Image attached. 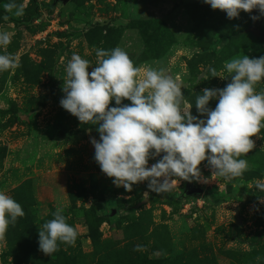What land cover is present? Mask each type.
<instances>
[{
    "label": "rangeland",
    "instance_id": "374dc122",
    "mask_svg": "<svg viewBox=\"0 0 264 264\" xmlns=\"http://www.w3.org/2000/svg\"><path fill=\"white\" fill-rule=\"evenodd\" d=\"M6 2L0 31L10 43L0 54L16 56L19 66L0 72V191L24 216L0 240V264H264V203L257 199L264 193L254 189L264 183V129L239 157L248 163L239 177H220L204 160L199 181L174 177L168 191L156 193L145 180L125 190L93 159L96 125L59 105L71 55L87 59L90 72L97 49L118 46L135 66L164 68L181 84L182 107L204 118L196 96L229 82L224 63L264 55L259 10L228 19L203 0H16L24 4L17 17L4 11ZM209 67L224 79L211 77ZM255 91H264V78ZM188 182L202 194L172 199ZM57 209L77 237L58 242L49 256L38 248V230Z\"/></svg>",
    "mask_w": 264,
    "mask_h": 264
},
{
    "label": "clouds",
    "instance_id": "9594fccd",
    "mask_svg": "<svg viewBox=\"0 0 264 264\" xmlns=\"http://www.w3.org/2000/svg\"><path fill=\"white\" fill-rule=\"evenodd\" d=\"M203 3L223 11L228 19L253 9L264 16V0ZM2 7L14 16L23 15L24 4L16 0H7ZM9 43V32L0 31V48ZM95 55L97 64L90 72L87 59L71 55L59 105L80 122L96 125L99 139L90 138L93 159L102 173L113 178V184L130 190L133 184L147 180L149 190L168 191L174 177L199 181L198 165L204 160L213 173L225 179L239 177L247 170V160L239 157L254 147L250 137L264 129V91H255V85L264 78V55H243L224 63L229 82L222 89L204 88L196 96V111L204 118L191 115V106L182 107L181 84L164 68L135 66L118 46L97 49ZM18 66L16 56L0 54V72ZM208 72L211 77L224 79L212 67ZM122 99L131 103L122 104ZM210 100L216 101L214 108L208 107ZM110 101L116 106H109ZM160 153L163 155L147 166L149 159ZM254 189L264 193V183H256ZM257 199L264 203V196ZM23 216L21 205L0 191V240L9 225ZM53 217L38 230V248L49 256L58 249V242L70 245L77 237L60 209L53 212ZM133 250H142V246L136 245Z\"/></svg>",
    "mask_w": 264,
    "mask_h": 264
},
{
    "label": "water",
    "instance_id": "95a60500",
    "mask_svg": "<svg viewBox=\"0 0 264 264\" xmlns=\"http://www.w3.org/2000/svg\"><path fill=\"white\" fill-rule=\"evenodd\" d=\"M63 3H68L69 0H61ZM186 195H191V194H202V190L200 188H197L194 186L192 182H188L186 185V189L184 191ZM115 214V210L112 211V215ZM237 222L240 224V218L237 216Z\"/></svg>",
    "mask_w": 264,
    "mask_h": 264
},
{
    "label": "trees",
    "instance_id": "16d2710c",
    "mask_svg": "<svg viewBox=\"0 0 264 264\" xmlns=\"http://www.w3.org/2000/svg\"><path fill=\"white\" fill-rule=\"evenodd\" d=\"M254 13H255V10H254ZM257 17H259V15H257ZM182 195H185V193L180 194V193H176L175 192V193L172 194L171 198L174 199V200H177V199L182 198Z\"/></svg>",
    "mask_w": 264,
    "mask_h": 264
}]
</instances>
